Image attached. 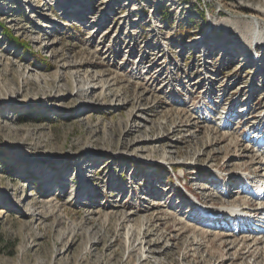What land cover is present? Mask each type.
I'll list each match as a JSON object with an SVG mask.
<instances>
[{"label":"rangeland","instance_id":"374dc122","mask_svg":"<svg viewBox=\"0 0 264 264\" xmlns=\"http://www.w3.org/2000/svg\"><path fill=\"white\" fill-rule=\"evenodd\" d=\"M263 39L264 0H0V264H264L198 214L264 207Z\"/></svg>","mask_w":264,"mask_h":264},{"label":"bare ground","instance_id":"6f19581e","mask_svg":"<svg viewBox=\"0 0 264 264\" xmlns=\"http://www.w3.org/2000/svg\"><path fill=\"white\" fill-rule=\"evenodd\" d=\"M258 27V26H257ZM256 28V27H255ZM253 29V31L255 32L256 29ZM253 33V32H252ZM250 34V33H249ZM243 39H244V42L246 43V45L249 47V51L248 53H250V55H252V52H253V49H255L256 45L259 44V42L262 41L261 38H256L254 37V33L253 34H250V35H245L243 32L241 33ZM258 36V35H257ZM264 40V39H263ZM264 42V41H263ZM248 56V55H247ZM246 56V57H247ZM50 85V83H48ZM221 115V114H220ZM235 211L233 210H230V211H223L224 214L226 215H229L231 217H234L235 216ZM252 213V212H251ZM253 218H257V222H258V218L263 217L264 216V210H257L255 211L252 215H251ZM260 220H262L261 218L259 219V223H260ZM209 221V220H208ZM210 221H212V219H210ZM214 222V221H213ZM261 235V233L259 234ZM264 238V237H262Z\"/></svg>","mask_w":264,"mask_h":264},{"label":"trees","instance_id":"16d2710c","mask_svg":"<svg viewBox=\"0 0 264 264\" xmlns=\"http://www.w3.org/2000/svg\"><path fill=\"white\" fill-rule=\"evenodd\" d=\"M4 31L6 32V34L8 35V37L10 38V41H12V42L14 41L15 42V40L11 37V35L8 34L7 30H4ZM16 43H17V41H16ZM21 47H22V45H21Z\"/></svg>","mask_w":264,"mask_h":264}]
</instances>
